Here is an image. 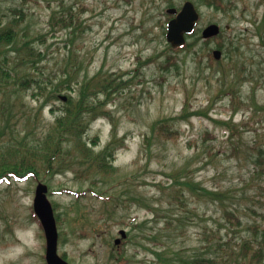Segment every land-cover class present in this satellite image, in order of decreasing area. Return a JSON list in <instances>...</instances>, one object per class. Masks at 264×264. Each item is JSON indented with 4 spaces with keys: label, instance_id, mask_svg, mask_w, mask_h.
Segmentation results:
<instances>
[{
    "label": "rangeland",
    "instance_id": "obj_1",
    "mask_svg": "<svg viewBox=\"0 0 264 264\" xmlns=\"http://www.w3.org/2000/svg\"><path fill=\"white\" fill-rule=\"evenodd\" d=\"M168 2L0 0V26H13L17 47L33 39L31 45L44 54L32 68L16 66L18 53H9L10 68L17 69L11 72L14 81L0 85V147L15 139L37 141L54 120L51 104L42 108L45 94L35 100L34 86L19 87V79L32 77L45 86L52 77L62 76L65 60V75L73 76V55L82 67L79 80L100 71L116 76L132 71L138 61L166 48ZM234 3L227 13L203 8L195 36L187 39L196 44L189 51L171 53L178 70L161 71L158 64L165 56L142 68L140 84L126 87L108 102L110 119L100 117L90 124L85 138L91 142L98 137L96 151L110 141L113 127L122 140L112 164L115 171L105 181L85 176L84 169L65 168L37 181L0 183V264L45 261V239L31 222L38 182L47 186L49 202L62 214L72 209L76 197L66 191L86 192L80 206L93 224L86 226L80 219L57 227L67 238L58 241L57 252L65 253L69 264H179L180 259L209 257L234 264L242 258L244 242L259 245L264 231V35L261 40L257 30L264 0ZM15 11L23 14L22 20ZM70 16L73 24L63 28L60 21ZM209 24L218 25L221 34L204 45L197 39ZM229 41L240 45L234 62L244 64L251 74L242 72L234 102L220 92L222 71L231 65ZM220 44L222 57L215 60L211 53ZM67 94L62 91L60 96ZM185 107L186 113L199 114L169 122L178 133L176 141L151 139L155 122L177 119ZM176 174L180 183L195 188L174 184ZM177 190L183 191L181 200H174ZM92 191L102 194L97 198ZM110 195L121 198L111 203ZM227 213L238 223L233 224ZM120 230L126 238L114 245Z\"/></svg>",
    "mask_w": 264,
    "mask_h": 264
},
{
    "label": "trees",
    "instance_id": "obj_2",
    "mask_svg": "<svg viewBox=\"0 0 264 264\" xmlns=\"http://www.w3.org/2000/svg\"><path fill=\"white\" fill-rule=\"evenodd\" d=\"M22 2H28L29 0H21ZM20 15L21 20L23 14L15 11ZM63 28L71 27L73 24V17L69 19L61 20ZM264 26V18L262 20ZM261 30H257V35L260 36L261 40L263 35ZM74 34V33H73ZM166 34V28H164V35ZM27 34H24V38H27ZM192 36V35H191ZM188 36V37H191ZM33 39L26 40L20 47L18 45V35L14 31L11 24L0 26V85L5 86L9 80L14 81L12 77V71L16 70L10 68L9 65V53H18V62L16 66L30 65L34 68L37 66V62L43 59L44 54L35 50L31 45ZM206 45V42H203ZM262 43L263 40H262ZM196 44L195 42L186 43L183 47L172 48L167 44L166 48L152 57H149L143 61H138L135 69L129 72L122 73L120 75L103 74L101 71L94 74L92 77L85 76L79 80L76 75L82 70L81 63L76 55L70 56L69 66L73 71V76L66 74V60L62 61V76L52 77L42 86L40 80H36L32 77L21 78L18 81L19 87H33L35 92L33 96L35 100L39 101V97L45 94L43 99L42 108L47 104H51L50 112L54 116L53 122L47 128L46 132L38 138L37 141L26 139H20L9 143H4L3 148L0 147V183L10 184L12 181H25L28 178L37 181L40 176L52 177L59 171L67 168H77V170L84 171L82 173L87 177L98 178L101 181H105L106 175H111L114 170L112 164L115 161L116 155L122 147V140L117 138V130L115 127L112 128L111 139L103 147V149L96 151L95 148L98 146L96 136L91 142H88L85 138L89 126L92 122L100 117L110 119L111 114L106 109V106L114 99V96L121 95L124 89L132 84H140L138 80L141 74V69L157 63L163 56L164 60L159 63V67L162 72L169 73L171 70H178L179 66L176 58L171 54H177L181 51H189ZM222 46L220 45L219 48ZM240 51L239 43L229 41L228 49L226 53L230 58L231 65L227 69L222 71V85L221 93L230 95V102H234L233 97L234 90L236 89L237 82L244 80V76H241L246 71L244 64L234 62L233 57ZM240 55V53H239ZM240 57V56H239ZM212 58V57H211ZM36 60V61H35ZM58 63V62H56ZM208 68H212V65H208ZM65 69V70H64ZM250 71V70H249ZM247 72L250 76V72ZM247 73L245 76H248ZM27 76V74L25 73ZM127 76V77H125ZM235 77L231 79L230 77ZM125 77V78H124ZM251 77H247L249 80ZM18 82H15L17 85ZM223 87V88H222ZM38 90V91H37ZM44 90V92H43ZM66 91L68 94L65 96L66 100L63 101L60 97V93ZM231 92V93H229ZM55 101H61L59 105ZM188 104L187 101L185 103ZM186 107L177 119H168L155 122L151 127V139L157 137L163 140L176 141L178 133L173 130V121L184 120L188 115H197L199 113H186ZM3 132H0L2 134ZM147 144L150 143V138L146 137ZM174 184L194 189L195 187L188 183H180L178 181L179 175H173ZM96 186V183H92ZM110 188V187H108ZM113 188V187H111ZM87 191H91L88 189ZM67 194L75 195L73 207L69 211H65L63 214L58 211L59 206L55 203L52 204L57 227H61L65 222H74L83 220V223L87 226H91L93 221L85 215V211L81 208V200L85 198L86 192L79 191H66ZM93 192V191H92ZM53 192H50L52 194ZM94 193L97 198L102 193ZM184 194L182 190L176 191L174 200H181ZM111 203L113 199L119 200L121 196H107ZM105 198V201H108ZM181 202V201H180ZM184 206V203L181 202ZM108 205V203L106 204ZM227 216L233 219V224L238 223V219L232 213H227ZM31 222L36 224L39 229L40 237L43 238L42 228L36 216L31 212ZM75 230L71 231L74 235ZM85 232V230H84ZM67 240L65 232L59 233V242L64 243ZM242 258L239 261H235L234 264H261L264 260V231L262 234V241H259V245L256 247L251 242H244L241 250ZM62 258L67 260L66 254L63 253ZM113 255H111V258ZM127 263L129 260L123 259ZM44 260V256L42 257ZM111 260V259H110ZM121 261V260H119ZM45 264V261L42 262ZM179 264H220L216 258H194L191 260L180 259Z\"/></svg>",
    "mask_w": 264,
    "mask_h": 264
},
{
    "label": "water",
    "instance_id": "obj_3",
    "mask_svg": "<svg viewBox=\"0 0 264 264\" xmlns=\"http://www.w3.org/2000/svg\"><path fill=\"white\" fill-rule=\"evenodd\" d=\"M169 14H176L167 24L166 41L173 47H182L185 44V35L193 31L194 25L198 20V14L193 5L189 2L185 3L183 8L176 13V10H168ZM219 33L216 25H210L203 33V38H210ZM215 59L220 58V52L214 51ZM65 100V98H63ZM47 186L38 183L35 189L33 199V212L40 222L45 238V262L46 264H68L62 259L57 252L58 249V232L56 221L51 203L47 199ZM122 238L126 237L124 231H120ZM120 241L116 240L118 244Z\"/></svg>",
    "mask_w": 264,
    "mask_h": 264
},
{
    "label": "flooded vegetation",
    "instance_id": "obj_4",
    "mask_svg": "<svg viewBox=\"0 0 264 264\" xmlns=\"http://www.w3.org/2000/svg\"><path fill=\"white\" fill-rule=\"evenodd\" d=\"M170 1H175V0H170ZM178 1L180 2L179 5L174 6L172 3H170L172 6H168L167 8H165V11H164L165 15L167 17L169 16V19H171L174 16L173 15H167L168 9H176L177 11H180V9L183 7V5L186 2L192 3V5L194 6L195 10L197 11V13L199 15V20L196 23V26L194 28V32L197 31L198 23H199V21L202 17V14H203L202 13L203 8H209L211 10L220 11L223 13H227L230 10H232L233 8H235L234 0H178ZM203 30L201 31V34H202Z\"/></svg>",
    "mask_w": 264,
    "mask_h": 264
}]
</instances>
